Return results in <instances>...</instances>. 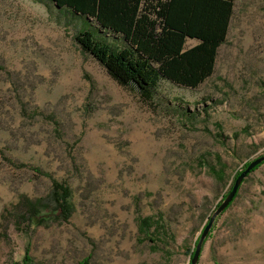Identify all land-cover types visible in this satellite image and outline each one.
<instances>
[{
  "label": "rangeland",
  "instance_id": "1",
  "mask_svg": "<svg viewBox=\"0 0 264 264\" xmlns=\"http://www.w3.org/2000/svg\"><path fill=\"white\" fill-rule=\"evenodd\" d=\"M86 25L50 0H0V264L26 246L32 264H190L234 177L264 153V0H234L201 84L160 79L149 98L80 49ZM33 166L70 185L75 210L19 230L21 199L50 190ZM149 215L167 229L154 249L137 232ZM198 264H264V162L215 218Z\"/></svg>",
  "mask_w": 264,
  "mask_h": 264
},
{
  "label": "trees",
  "instance_id": "2",
  "mask_svg": "<svg viewBox=\"0 0 264 264\" xmlns=\"http://www.w3.org/2000/svg\"><path fill=\"white\" fill-rule=\"evenodd\" d=\"M50 2L59 9L67 8L86 19V27L75 34L83 52L92 56L115 82L132 86L141 97L149 98L160 79L195 88L213 73L217 48L225 40L234 0ZM99 30L121 37L125 45L117 47L106 41L99 36ZM187 39L196 40V43L184 47ZM32 170L49 177L39 167L33 166ZM211 174L221 179V174L214 167ZM74 210L70 185L50 178V190L46 197L21 199L15 209L14 224L21 230L20 226L24 223L31 229L50 222H66ZM136 223L138 234L142 240H148L153 249L167 238L161 215L141 216ZM80 263L89 264L86 259ZM11 264H32L28 246L23 251L21 262L13 261Z\"/></svg>",
  "mask_w": 264,
  "mask_h": 264
},
{
  "label": "water",
  "instance_id": "3",
  "mask_svg": "<svg viewBox=\"0 0 264 264\" xmlns=\"http://www.w3.org/2000/svg\"><path fill=\"white\" fill-rule=\"evenodd\" d=\"M264 162V153L259 155L258 157L250 160L247 165L237 174V176L234 178L230 189L227 191L225 196L222 198L220 203L216 206L212 214L208 217L207 223L204 225L197 242L195 244L193 254L190 258V264H198V258L200 255L201 247L203 245L204 240L206 239L209 230L215 220V218L221 214L226 207L231 203L233 200L235 194L237 193L241 183L243 182L244 178L259 164Z\"/></svg>",
  "mask_w": 264,
  "mask_h": 264
}]
</instances>
